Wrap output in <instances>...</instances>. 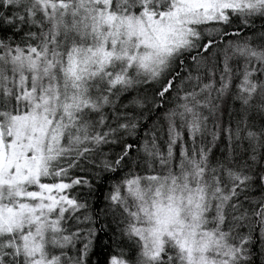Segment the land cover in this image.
Returning <instances> with one entry per match:
<instances>
[{
    "label": "snow or ice",
    "instance_id": "6c2138e0",
    "mask_svg": "<svg viewBox=\"0 0 264 264\" xmlns=\"http://www.w3.org/2000/svg\"><path fill=\"white\" fill-rule=\"evenodd\" d=\"M0 264H264V0H0Z\"/></svg>",
    "mask_w": 264,
    "mask_h": 264
}]
</instances>
